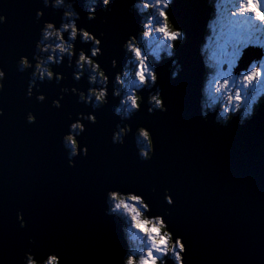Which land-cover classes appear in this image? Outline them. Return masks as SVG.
<instances>
[{
  "label": "snow or ice",
  "instance_id": "obj_1",
  "mask_svg": "<svg viewBox=\"0 0 264 264\" xmlns=\"http://www.w3.org/2000/svg\"><path fill=\"white\" fill-rule=\"evenodd\" d=\"M25 6L28 24L17 42L0 43V126L7 128L15 116L18 128L53 135L61 171H86L91 195L86 213L53 201L45 209L55 214L5 195L0 264H193L181 193L156 165L166 144L158 125L183 117L191 79L181 65L166 80L146 45L155 39V52L166 51L172 64H181L191 33L176 10L194 7L195 0H143L142 6L138 0H29ZM226 11L221 35L227 43L220 55L201 61V81L214 72L209 83L228 93L225 111L243 107L252 123L264 117V99L252 106L264 93V0H238ZM7 25L0 14V26ZM125 60L136 82L132 91H114L125 83L117 75ZM234 65L240 87L231 91ZM117 104L130 118L109 122ZM222 115L225 129L240 119ZM206 124L207 113L200 118L201 128ZM125 220L129 232L142 234L135 249L123 242Z\"/></svg>",
  "mask_w": 264,
  "mask_h": 264
},
{
  "label": "water",
  "instance_id": "obj_2",
  "mask_svg": "<svg viewBox=\"0 0 264 264\" xmlns=\"http://www.w3.org/2000/svg\"><path fill=\"white\" fill-rule=\"evenodd\" d=\"M28 2L0 0V14L8 19L6 28L0 26V43L17 42L28 24ZM176 11L191 33L181 64H172L170 57L156 64L166 80L183 65L191 91L183 104V117L158 125L166 144L156 165L181 193L182 216L194 241L193 264H264V117L252 123L248 117L244 127L236 121L225 129L213 121L214 109L206 112L207 124L201 128L200 43L212 5L209 0H195L194 7ZM233 71L238 73L236 67ZM129 118H118L115 108L107 115L109 122ZM58 158L53 135L24 131L16 126L14 116L7 128L0 126V199L23 198L40 209L55 201L56 207H81L86 213L91 195L87 172L65 175ZM45 210L55 214V208ZM122 239L127 245L124 234Z\"/></svg>",
  "mask_w": 264,
  "mask_h": 264
},
{
  "label": "rangeland",
  "instance_id": "obj_3",
  "mask_svg": "<svg viewBox=\"0 0 264 264\" xmlns=\"http://www.w3.org/2000/svg\"><path fill=\"white\" fill-rule=\"evenodd\" d=\"M238 0H214L213 1V4H212V8L214 9V12L212 13V17H211V20L209 21V24H208V30H210V34L211 36H213V33L212 31H217V32H220V28H223V29H226L227 30V11L226 9L231 7L232 3H237ZM94 5V4H93ZM211 38V37H210ZM214 38L216 39V34L214 35ZM262 43H264V41H262ZM211 43L208 42L207 44V50H206V54L207 56L209 57L208 59H210L213 55V50L216 49V46H214L213 44L210 45ZM231 50L230 46H229V51ZM207 59V60H208ZM126 64V62H125ZM130 66V65H129ZM101 71H103L102 69H100ZM127 70H129V68H127V64H126V68L122 69L121 72L117 73V75L121 76L122 79L125 80V83L122 85L123 88H124V92H129V91H132L130 88H128L132 82H133V79L131 78L130 80L128 79L129 77V73L127 72ZM224 70L227 71L228 70V67L227 65H224ZM130 71V70H129ZM127 72V76L124 75V73ZM134 73V72H133ZM234 76V75H233ZM234 77H237L235 80H230L229 81V90L231 91H235L237 88L240 87V81L238 79V76H234ZM106 82L104 81L103 84H105ZM208 89H210V86H208ZM114 90V89H113ZM138 91V89H136ZM227 92H225L223 94V102L222 104L219 106V115H220V119L222 118V113L227 115H238L240 120H243V118L245 117V114H244V110H240L239 112H236V113H227L225 110H226V107H227ZM264 93H261L260 95H257L256 98L254 100H252V105L254 102H256V100L258 99V97H260L261 95H263ZM149 95H151V93H149ZM205 95L208 96V98L206 99V97L204 96L205 98V103L204 104H208L210 105V110H214V107L215 105H218L216 103V100H215V97L213 94L209 93V92H205ZM150 100V99H149ZM248 101V97H245V103H247ZM213 106V107H212ZM243 108V107H242ZM116 109H118V114H116V116L120 119H126L129 117L128 114H126L125 110L122 109L120 106L118 108H115V111H117ZM206 113V110L204 109V106H203V114ZM218 113V112H217ZM220 122H223V121H220ZM123 228L126 230L127 232V237L129 236V234L131 235L130 238H131V245L133 246L134 243H139L140 240H139V235L136 234L133 230L131 232L128 231V223L127 221H123ZM142 235V234H140ZM132 248V247H131Z\"/></svg>",
  "mask_w": 264,
  "mask_h": 264
},
{
  "label": "bare ground",
  "instance_id": "obj_4",
  "mask_svg": "<svg viewBox=\"0 0 264 264\" xmlns=\"http://www.w3.org/2000/svg\"><path fill=\"white\" fill-rule=\"evenodd\" d=\"M200 90H201V88H200ZM204 103H205V98H204V95H202V91H201V97H200V110H201V116H203V115L205 114V113L203 114V106H204V109L207 108V107L209 106L208 104H204ZM212 107H213V106H212ZM207 111L209 112V111H212V110L208 109ZM207 111H206V112H207ZM233 116H235V115H233ZM237 116H238V115H237ZM215 117H216V114H215ZM238 117H239V116H238ZM247 119H248V117H245L244 120H240V119H239L238 122L240 123V121H243V123H245V121H246ZM213 121H214V122H218L217 119H215V118H213Z\"/></svg>",
  "mask_w": 264,
  "mask_h": 264
},
{
  "label": "flooded vegetation",
  "instance_id": "obj_5",
  "mask_svg": "<svg viewBox=\"0 0 264 264\" xmlns=\"http://www.w3.org/2000/svg\"><path fill=\"white\" fill-rule=\"evenodd\" d=\"M125 68H126V67H125ZM127 68H129V65H128V64H127ZM128 71H129V70H128ZM74 75H75V73H74ZM96 75H97V77L99 78V73H98V72L96 73ZM99 79H100L101 84H103V83H104L103 79H102V78H99ZM89 80H91V77H89ZM116 89H121V90L123 91V86L120 85V84H117L116 87L114 88V91H115ZM64 91H67V89H64ZM150 99H151V96H150ZM119 106H120V105H119ZM116 108H118V105H117ZM116 110H117V113H118V109H116Z\"/></svg>",
  "mask_w": 264,
  "mask_h": 264
},
{
  "label": "trees",
  "instance_id": "obj_6",
  "mask_svg": "<svg viewBox=\"0 0 264 264\" xmlns=\"http://www.w3.org/2000/svg\"><path fill=\"white\" fill-rule=\"evenodd\" d=\"M211 1V0H210ZM127 72L129 73V71L127 70ZM133 75H134V73H132ZM203 95V94H202ZM256 105H254V107H255ZM253 107V108H254ZM208 109H210L209 108V106L207 107V108H205V110L207 111ZM245 117H247V116H245ZM245 117L243 118V120L245 119ZM221 121H223V122H225V120H224V116H222V118H221ZM138 246H140V242L139 243H134L133 244V246L132 245H130V249H135V248H137ZM132 247V248H131Z\"/></svg>",
  "mask_w": 264,
  "mask_h": 264
}]
</instances>
